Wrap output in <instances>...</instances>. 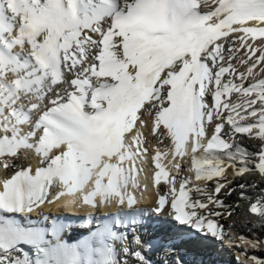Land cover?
<instances>
[{"label": "snow or ice", "instance_id": "obj_1", "mask_svg": "<svg viewBox=\"0 0 264 264\" xmlns=\"http://www.w3.org/2000/svg\"><path fill=\"white\" fill-rule=\"evenodd\" d=\"M257 37L264 0H0V157L24 149L40 159L34 172L22 167L0 180V264H96V254L122 264L111 229L97 225L70 243V224L30 214L67 197L134 205L136 161L148 152L137 130L146 104L155 109L152 132L172 146L151 156L155 207L130 211L158 217L150 241L170 257L165 264H212L193 257L225 240V196L236 187L246 196L244 183L230 186L228 169L264 175ZM178 157H190L187 174ZM250 212L264 217V200Z\"/></svg>", "mask_w": 264, "mask_h": 264}, {"label": "bare ground", "instance_id": "obj_2", "mask_svg": "<svg viewBox=\"0 0 264 264\" xmlns=\"http://www.w3.org/2000/svg\"><path fill=\"white\" fill-rule=\"evenodd\" d=\"M201 10L203 11V8ZM260 39L264 38L257 37V40ZM255 42L256 41H253V43ZM154 112L155 109H152L149 104H146L145 109L141 110L140 119L137 122V130L142 134L144 142L142 147L147 148L148 152L145 154V157H140L136 161L139 171H134V175L138 178L140 187L135 190L134 194L137 201L134 202V205L112 202L92 207L82 202L77 204L75 199L67 197L65 199L61 198V201L55 204H48L46 202L31 213L30 218L39 219L42 215H47L49 221L56 219L70 224L71 226L63 234V238L70 243L78 240L82 236H87L89 232L95 230L97 225L102 226L104 229L108 228V223H106V221L110 220V222L115 224H113L112 227H114L113 232L116 233L115 240L113 242L110 240V243L115 244L118 251V259L122 261V264H140L139 261L132 260V257L134 258L133 254H127L128 249H136V229L133 234L134 238L131 237V232L128 231L134 229L139 219L142 218L138 211H130V209L135 208L143 210L155 207V200L158 198V186L153 182L155 166L151 163V156L155 154V150L158 147L165 148L172 146L170 138L164 137L161 141L159 130L157 133L152 132ZM141 121H143V123H141ZM161 129H163L162 125ZM238 139L246 144L250 150H254L257 146V141L254 139L244 136H238ZM177 160L182 165V174H187V168L190 166V157H185L183 159L178 157ZM141 161L143 162L141 163ZM164 162L167 163L166 161ZM5 163L8 164L7 168L4 167ZM124 163L125 166L128 165L127 161ZM37 166H40V159L34 150L21 149L15 157H0V180L10 178L15 171L22 167H31L34 172ZM174 171L173 169V172ZM228 176L232 180L230 186L235 187L239 183H244L246 185L244 189L246 196L243 199L239 197L241 189L238 187H236L231 197L225 196L226 203L232 206V215H225L222 221L226 228L225 240L223 242L227 244L231 242L236 246L229 248L227 245L222 246L221 243L214 241L208 253L197 254L193 257L197 262L200 260H210L212 264H231L233 258H230V256L232 254L247 261L248 264L249 262L250 264L254 263L252 260L253 256L264 259V217L250 212V204L252 202L258 199L264 200V175H260L255 170H251L244 176L236 178L234 172L228 169ZM0 190H2V185H0ZM121 211H124L122 215H116V213ZM89 216H91L92 223L90 226L84 227L83 223ZM142 216H146V214ZM19 218L23 219V217ZM147 218L154 221L152 224H156L158 219L156 214L150 212L149 214L147 213ZM101 223L103 224L101 225ZM118 225H120L118 228L119 230H117ZM138 229L142 240L148 237L153 239L159 234L153 225H139ZM241 236L245 237V239L241 240ZM251 241H255L259 244V250L252 248ZM152 243L151 254L148 252V249H146V253L142 251L144 256L150 258L151 264H165L167 260H170V257L165 255L162 246L156 247L154 242ZM94 246H99L97 241H94ZM138 246L142 248L141 245ZM125 248L127 251H122V249ZM29 251H31V249H29ZM247 257L251 260H248ZM96 264H102L98 261V258H96Z\"/></svg>", "mask_w": 264, "mask_h": 264}, {"label": "rangeland", "instance_id": "obj_3", "mask_svg": "<svg viewBox=\"0 0 264 264\" xmlns=\"http://www.w3.org/2000/svg\"><path fill=\"white\" fill-rule=\"evenodd\" d=\"M203 10H205V9H203ZM216 242H218V243H221V245L223 246H226V245H228L226 242H220V241H216ZM228 247V246H227ZM230 258H233L231 261H232V263L233 264H237V256L235 255V254H232L231 256H230ZM247 259L249 260L250 258L249 257H247ZM239 260L242 262V264H248V262L247 261H245V260H242L240 257H239ZM251 260V259H250ZM231 263V264H232ZM249 264H250V262H249ZM252 264H254V263H252Z\"/></svg>", "mask_w": 264, "mask_h": 264}]
</instances>
